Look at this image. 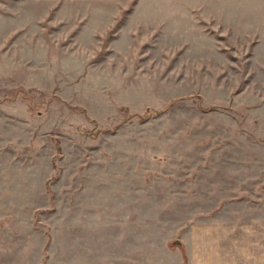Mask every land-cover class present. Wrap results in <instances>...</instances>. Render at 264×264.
Masks as SVG:
<instances>
[{"label":"rangeland","instance_id":"obj_1","mask_svg":"<svg viewBox=\"0 0 264 264\" xmlns=\"http://www.w3.org/2000/svg\"><path fill=\"white\" fill-rule=\"evenodd\" d=\"M196 229L264 264V0H0V264H202Z\"/></svg>","mask_w":264,"mask_h":264},{"label":"crops","instance_id":"obj_2","mask_svg":"<svg viewBox=\"0 0 264 264\" xmlns=\"http://www.w3.org/2000/svg\"><path fill=\"white\" fill-rule=\"evenodd\" d=\"M194 232L195 233H193L192 239L194 238L193 240H195L194 242H196V244H195V246L193 248V251H192V254H191V255H193V261H194V259L195 260L197 259L198 261L201 260L203 263H205V261H206L209 264H211V262L209 260V257L211 259H214V255H215L214 253L215 252H212V253H208V252L210 251L209 248H211L214 243L212 241H210V239H208L206 237V231H202V230L196 229ZM260 233H261V231H257L256 232V234H257L256 238L254 237L251 240V245H256V253H257V255L259 253L258 252L259 249L257 248L258 244L259 243H263V234H261L259 236ZM238 243H241V242H238ZM184 251H185V247L182 248L181 254H183ZM261 251H260V257L264 258L263 252H261ZM206 254H207V256H205ZM182 257H183V255H182ZM212 264H215L214 261H212Z\"/></svg>","mask_w":264,"mask_h":264},{"label":"water","instance_id":"obj_3","mask_svg":"<svg viewBox=\"0 0 264 264\" xmlns=\"http://www.w3.org/2000/svg\"><path fill=\"white\" fill-rule=\"evenodd\" d=\"M178 243V242H177ZM178 244H180V243H178Z\"/></svg>","mask_w":264,"mask_h":264}]
</instances>
